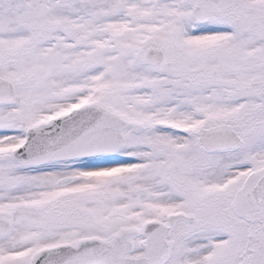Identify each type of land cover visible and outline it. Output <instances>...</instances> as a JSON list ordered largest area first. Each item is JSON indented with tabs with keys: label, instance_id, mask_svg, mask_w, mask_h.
<instances>
[{
	"label": "snow or ice",
	"instance_id": "6c2138e0",
	"mask_svg": "<svg viewBox=\"0 0 264 264\" xmlns=\"http://www.w3.org/2000/svg\"><path fill=\"white\" fill-rule=\"evenodd\" d=\"M0 264H264V0H0Z\"/></svg>",
	"mask_w": 264,
	"mask_h": 264
}]
</instances>
